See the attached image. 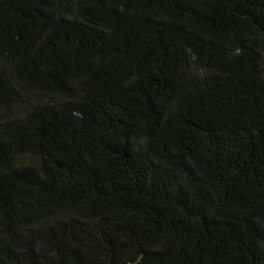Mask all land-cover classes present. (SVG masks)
<instances>
[{
  "label": "trees",
  "instance_id": "1",
  "mask_svg": "<svg viewBox=\"0 0 264 264\" xmlns=\"http://www.w3.org/2000/svg\"><path fill=\"white\" fill-rule=\"evenodd\" d=\"M0 264H264V0H0Z\"/></svg>",
  "mask_w": 264,
  "mask_h": 264
},
{
  "label": "rangeland",
  "instance_id": "2",
  "mask_svg": "<svg viewBox=\"0 0 264 264\" xmlns=\"http://www.w3.org/2000/svg\"><path fill=\"white\" fill-rule=\"evenodd\" d=\"M24 107H27V105H24ZM28 162H30V160L28 159Z\"/></svg>",
  "mask_w": 264,
  "mask_h": 264
}]
</instances>
